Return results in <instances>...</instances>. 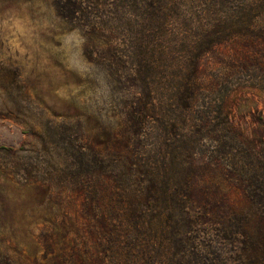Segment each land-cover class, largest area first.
Masks as SVG:
<instances>
[{
  "label": "trees",
  "instance_id": "16d2710c",
  "mask_svg": "<svg viewBox=\"0 0 264 264\" xmlns=\"http://www.w3.org/2000/svg\"><path fill=\"white\" fill-rule=\"evenodd\" d=\"M121 1L136 12L122 129L111 145L77 139L71 191L82 197L65 240L43 231L40 258L0 247V264H264V143L233 127L222 92L243 72L264 86V0ZM86 3L56 6L76 21ZM227 43L229 56L202 73L205 54ZM112 59L122 85L126 56Z\"/></svg>",
  "mask_w": 264,
  "mask_h": 264
},
{
  "label": "rangeland",
  "instance_id": "374dc122",
  "mask_svg": "<svg viewBox=\"0 0 264 264\" xmlns=\"http://www.w3.org/2000/svg\"><path fill=\"white\" fill-rule=\"evenodd\" d=\"M56 3L0 0V247L26 263L43 254V231L57 233L58 243L65 240L75 219L72 204L82 197L71 191L77 139L112 144L135 69L130 2L87 0L90 14L76 21L62 18ZM231 48L213 47L201 72L218 67ZM117 50L126 56L122 85L115 82ZM250 76L228 78L222 92L233 127L248 141L264 143V86ZM196 169L220 182L203 163Z\"/></svg>",
  "mask_w": 264,
  "mask_h": 264
}]
</instances>
